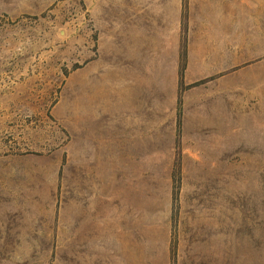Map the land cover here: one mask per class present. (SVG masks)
<instances>
[{"label": "rangeland", "instance_id": "rangeland-1", "mask_svg": "<svg viewBox=\"0 0 264 264\" xmlns=\"http://www.w3.org/2000/svg\"><path fill=\"white\" fill-rule=\"evenodd\" d=\"M175 1L0 0V264H264V104H116Z\"/></svg>", "mask_w": 264, "mask_h": 264}, {"label": "crops", "instance_id": "crops-1", "mask_svg": "<svg viewBox=\"0 0 264 264\" xmlns=\"http://www.w3.org/2000/svg\"><path fill=\"white\" fill-rule=\"evenodd\" d=\"M202 2L201 19L193 32L196 39L185 43L182 72V4L176 0L168 57L153 55L154 48L141 45L131 91L118 86L116 104H157V100L159 104H186L179 92L183 81L203 82L197 88L196 102L213 104L216 119L220 114L229 118L235 104H264V0Z\"/></svg>", "mask_w": 264, "mask_h": 264}, {"label": "trees", "instance_id": "trees-1", "mask_svg": "<svg viewBox=\"0 0 264 264\" xmlns=\"http://www.w3.org/2000/svg\"><path fill=\"white\" fill-rule=\"evenodd\" d=\"M180 72H182V69H180Z\"/></svg>", "mask_w": 264, "mask_h": 264}]
</instances>
